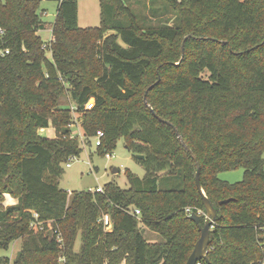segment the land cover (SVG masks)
<instances>
[{
	"label": "trees",
	"instance_id": "16d2710c",
	"mask_svg": "<svg viewBox=\"0 0 264 264\" xmlns=\"http://www.w3.org/2000/svg\"><path fill=\"white\" fill-rule=\"evenodd\" d=\"M58 1L46 42L42 0H0V249L22 241L0 264H185L201 235L190 215L206 220L190 150L217 209L201 263L264 261V0H161L175 25L101 0V25L84 28L77 0ZM76 121L85 139L104 132L101 154L121 139L143 154L147 175L126 171V189L61 188L63 164L82 152ZM48 127L55 137L39 133ZM239 168L240 181L218 176ZM33 211L43 230L30 227ZM144 227L165 240L148 241Z\"/></svg>",
	"mask_w": 264,
	"mask_h": 264
},
{
	"label": "rangeland",
	"instance_id": "374dc122",
	"mask_svg": "<svg viewBox=\"0 0 264 264\" xmlns=\"http://www.w3.org/2000/svg\"><path fill=\"white\" fill-rule=\"evenodd\" d=\"M78 3V24L80 27H98L101 25L102 19V1L101 0H77ZM127 3L134 9L137 15L141 14L142 17L154 25L169 24L175 25L178 23L176 14L161 0H128ZM59 7L58 0H42L40 13L46 23L43 30H40L38 34L44 41H49L52 38V24L56 19L57 11ZM113 30L108 32L112 33ZM48 57H51V53H47ZM68 97H62L60 104L63 107L67 106L66 103L74 105L69 101ZM78 113L75 114L77 120ZM56 131V130H55ZM83 133L79 122L76 121L75 126H72V134ZM42 134V133H40ZM47 134V133H46ZM56 134V132H55ZM45 136V135H44ZM56 136V135H55ZM54 136V137H55ZM80 146L82 152L80 155L75 156L73 159H69L63 164L64 173L58 179L59 186L66 191H88L96 188L97 186L105 185L109 182H116L122 188H129L128 174L126 171L132 172L139 178H144L147 175V169L144 164L137 157L138 153L127 148L123 139L119 140L117 147L111 153L112 158L107 159L105 154L99 153L95 145V141L92 138H83L79 136ZM70 166H67V163ZM114 169H119V172L114 173ZM244 169L239 168L236 170H228L219 173V177L229 182H237L243 179ZM175 185V183H174ZM161 188L165 189L164 181H161ZM144 235L150 242H163L164 237L147 227H144ZM21 239L13 241L9 249H0V256H9L14 261L18 251L21 248ZM81 246V236L75 242V250L78 251Z\"/></svg>",
	"mask_w": 264,
	"mask_h": 264
},
{
	"label": "water",
	"instance_id": "95a60500",
	"mask_svg": "<svg viewBox=\"0 0 264 264\" xmlns=\"http://www.w3.org/2000/svg\"><path fill=\"white\" fill-rule=\"evenodd\" d=\"M184 51V48H183ZM160 81V79H158L156 81V83H158ZM145 99H146V95H145ZM154 112V111H153ZM155 115H157L154 112ZM177 134L178 131L176 130ZM179 137L182 138V136L179 134ZM192 156L194 157L196 164L198 166L197 169V173H196V184H197V188L198 191L200 192L202 198H203V202L205 205V210H206V220H205V224L201 225L200 224V220H201V216L199 213L196 212H192L190 215V218L192 220H194L196 223L199 224V229L201 231V235L198 238L194 250L192 251L191 255L189 256L187 262L185 264H196L199 260L201 259H205L207 261L208 260V248H209V244H210V231L213 227V224L216 221L217 218V209L215 207V205L212 203V201L210 200V198L206 195L202 184H201V180H200V167H199V162L196 158V156L194 155V153L190 150ZM137 157L140 159L144 158L143 154H137ZM119 172V169H114V173ZM233 198H227L224 200L220 201V204H224V203H228L232 200Z\"/></svg>",
	"mask_w": 264,
	"mask_h": 264
},
{
	"label": "built area",
	"instance_id": "2783aa9c",
	"mask_svg": "<svg viewBox=\"0 0 264 264\" xmlns=\"http://www.w3.org/2000/svg\"><path fill=\"white\" fill-rule=\"evenodd\" d=\"M54 38H53V34H52V38L51 40L49 41H46V42H50L52 41ZM8 52V50H7ZM93 105H94V98H91L85 105V108L86 109H92L93 108ZM73 111H75V107L73 106ZM75 114V112H74ZM76 123H74L73 125L75 126ZM71 125V126H73ZM79 133V132H78ZM79 136H81L84 140V134L82 133H79V134H71V137L72 138H77L79 139ZM105 134L102 130H99L97 132V134L93 137L94 141H95V145L96 147L102 145V140L104 138ZM105 156L107 157V159H110L113 157L112 153L111 152H108L105 154ZM75 156H72L70 157V159H73ZM71 164L68 162L67 163V166H70ZM91 192H104L105 189L104 187L102 186H97L96 188L92 189V190H89ZM69 194H71L72 192L71 191H67ZM133 214L135 215H139L140 214V210L139 209H135L132 211ZM99 221L102 223V225L104 226V228L106 230H111L112 226H113V222L111 220V217L108 213H103L99 219ZM30 227L34 230H43L45 228V221L41 220L40 219V216L37 212L33 211L32 212V221L30 223ZM57 238L59 240V242H62V235L61 233H58L57 235ZM61 260H63V258H61ZM260 264H264V261H259ZM196 264H202L201 261L199 260Z\"/></svg>",
	"mask_w": 264,
	"mask_h": 264
},
{
	"label": "crops",
	"instance_id": "0c3cea01",
	"mask_svg": "<svg viewBox=\"0 0 264 264\" xmlns=\"http://www.w3.org/2000/svg\"><path fill=\"white\" fill-rule=\"evenodd\" d=\"M45 26H46V23H45ZM43 30V29H42ZM40 31V30H39ZM55 128L53 127H48V128H43L39 131V133H42L41 135L42 136H46V137H50V138H53L56 134H55ZM47 133V134H46ZM3 256V255H2Z\"/></svg>",
	"mask_w": 264,
	"mask_h": 264
}]
</instances>
